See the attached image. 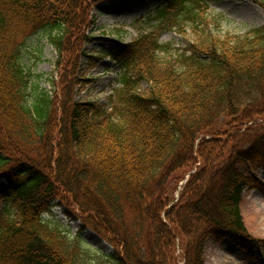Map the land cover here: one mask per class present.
I'll use <instances>...</instances> for the list:
<instances>
[{
    "label": "trees",
    "instance_id": "trees-1",
    "mask_svg": "<svg viewBox=\"0 0 264 264\" xmlns=\"http://www.w3.org/2000/svg\"><path fill=\"white\" fill-rule=\"evenodd\" d=\"M104 1L0 0V264H85L42 219L58 207L111 246L100 264H206L208 242L230 236L249 250L242 193L258 182L241 169L264 167V25L220 36L208 0H164L136 39L114 42L108 102L65 100L79 63L67 57L85 55L91 6ZM41 30L63 98L29 104L21 38ZM168 31L187 46L164 44Z\"/></svg>",
    "mask_w": 264,
    "mask_h": 264
},
{
    "label": "rangeland",
    "instance_id": "rangeland-1",
    "mask_svg": "<svg viewBox=\"0 0 264 264\" xmlns=\"http://www.w3.org/2000/svg\"><path fill=\"white\" fill-rule=\"evenodd\" d=\"M162 4L164 0H112L91 6V24L84 27L86 35L90 36L83 46L85 55L79 57L74 53L67 57H78L79 63L78 68L73 70L77 83L72 85V97L65 100L107 103L108 97L120 88V65L113 57L117 55L114 42L119 40L118 37L122 43L135 39L138 28L145 19L154 15L153 9ZM208 4L207 13L214 20L212 32L220 36H248L253 29L264 25V10L250 0H208ZM50 35L49 31L41 30L21 38L29 104L44 94L52 97L57 94L59 100L63 98L62 73L57 66L58 53L50 41ZM161 41L171 44L174 49L185 48L188 43L186 38L174 31L165 32ZM67 62L70 63V60ZM142 88H147V85L143 83ZM61 104L56 102L52 110H58ZM260 123L249 124V127L261 128ZM248 131V128L242 130L243 134ZM34 145L35 148H43L40 143ZM225 145L231 146L232 140L226 139ZM241 170L246 177L254 175L258 182L257 186L252 183L244 189L241 203L244 223L255 242L249 250H245L234 236L222 243L210 241L205 248L206 264H264V167L249 165ZM42 219L48 227L62 231L69 242L81 250L87 257L85 264H100L102 254L113 253L111 246L94 231H81L80 221L69 218L64 208H54Z\"/></svg>",
    "mask_w": 264,
    "mask_h": 264
}]
</instances>
